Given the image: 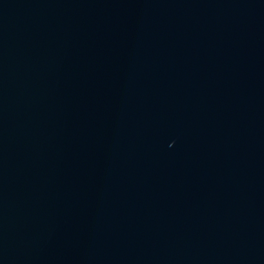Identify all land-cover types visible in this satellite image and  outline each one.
Wrapping results in <instances>:
<instances>
[{
    "label": "water",
    "instance_id": "water-1",
    "mask_svg": "<svg viewBox=\"0 0 264 264\" xmlns=\"http://www.w3.org/2000/svg\"><path fill=\"white\" fill-rule=\"evenodd\" d=\"M0 264H264V0H0Z\"/></svg>",
    "mask_w": 264,
    "mask_h": 264
}]
</instances>
